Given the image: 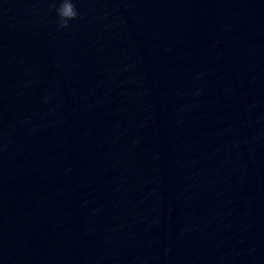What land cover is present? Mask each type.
Returning <instances> with one entry per match:
<instances>
[{
    "label": "water",
    "instance_id": "water-1",
    "mask_svg": "<svg viewBox=\"0 0 264 264\" xmlns=\"http://www.w3.org/2000/svg\"><path fill=\"white\" fill-rule=\"evenodd\" d=\"M0 0V264H264L185 0Z\"/></svg>",
    "mask_w": 264,
    "mask_h": 264
},
{
    "label": "clouds",
    "instance_id": "clouds-1",
    "mask_svg": "<svg viewBox=\"0 0 264 264\" xmlns=\"http://www.w3.org/2000/svg\"><path fill=\"white\" fill-rule=\"evenodd\" d=\"M78 15L73 0H59V5L56 7V16L60 28L68 27L69 21L76 19Z\"/></svg>",
    "mask_w": 264,
    "mask_h": 264
}]
</instances>
